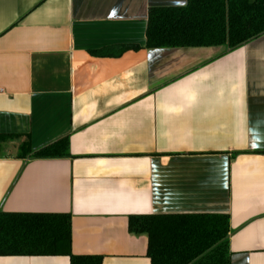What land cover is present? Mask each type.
I'll return each mask as SVG.
<instances>
[{
  "label": "crops",
  "instance_id": "0c3cea01",
  "mask_svg": "<svg viewBox=\"0 0 264 264\" xmlns=\"http://www.w3.org/2000/svg\"><path fill=\"white\" fill-rule=\"evenodd\" d=\"M186 1L0 0V211L69 213L71 253L101 264H150L129 215H227L229 264H264V33L114 54ZM65 136L69 157L18 156Z\"/></svg>",
  "mask_w": 264,
  "mask_h": 264
},
{
  "label": "trees",
  "instance_id": "16d2710c",
  "mask_svg": "<svg viewBox=\"0 0 264 264\" xmlns=\"http://www.w3.org/2000/svg\"><path fill=\"white\" fill-rule=\"evenodd\" d=\"M264 33V0H187L182 6L148 10L144 45H116L114 54L140 48L225 47L234 50ZM112 53L102 52L100 55ZM0 134V143L12 138ZM19 157H69L68 137ZM130 233H145L150 264H229L228 217L222 214L129 215ZM0 256H68L69 264H101V255L71 253L69 213L0 211Z\"/></svg>",
  "mask_w": 264,
  "mask_h": 264
}]
</instances>
